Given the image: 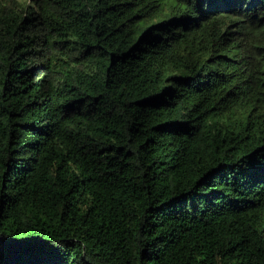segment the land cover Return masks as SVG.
<instances>
[{
    "label": "trees",
    "instance_id": "trees-1",
    "mask_svg": "<svg viewBox=\"0 0 264 264\" xmlns=\"http://www.w3.org/2000/svg\"><path fill=\"white\" fill-rule=\"evenodd\" d=\"M0 264H264V0H0Z\"/></svg>",
    "mask_w": 264,
    "mask_h": 264
}]
</instances>
